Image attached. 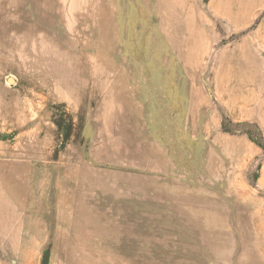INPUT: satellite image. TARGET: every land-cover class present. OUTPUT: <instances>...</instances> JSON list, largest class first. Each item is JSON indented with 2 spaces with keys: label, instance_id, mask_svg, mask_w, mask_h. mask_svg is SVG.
Segmentation results:
<instances>
[{
  "label": "rangeland",
  "instance_id": "374dc122",
  "mask_svg": "<svg viewBox=\"0 0 264 264\" xmlns=\"http://www.w3.org/2000/svg\"><path fill=\"white\" fill-rule=\"evenodd\" d=\"M212 1L98 0V9L84 15L96 18L92 30L99 31L94 44L98 49L67 53V58L78 59L83 55L82 59L87 62L82 63L86 66L22 68L15 66L17 61L13 54L0 53V65L4 64L0 66V92L5 105L17 102L27 107L29 104L31 109L41 108L50 113L55 125L60 121L65 124V115L68 124L71 123L70 117L76 115L78 107L84 125L78 137V156L82 155V147L85 150L93 134L96 143L100 138L113 143L114 134L119 130L129 128L130 124H140L139 128L152 135L151 145L155 147L148 148L151 153L146 152L147 155H154L159 144L164 142L165 150L174 147L179 155H175L177 161L181 159L184 167L192 168L196 179L191 180L189 189L196 194L191 196L194 199L191 202L197 205L198 218L200 211L205 209L203 206L208 205L213 214L228 221L229 230L250 221L263 225L264 66H259V62L258 67L249 63L245 66L236 61L237 72L244 75L241 77L244 83H239L234 75L225 83L212 81L213 75H224L216 54L222 48L233 47L235 39L257 28L264 15V0L253 13L252 20L242 27L243 19L239 16L244 12L240 1L246 5L249 0H214L211 4ZM18 2L16 20L0 19L7 30L4 37L0 36L1 50L12 24L27 23L33 18L43 23L47 19L45 6L48 4L35 0ZM49 6L52 16L59 14L56 0ZM2 14L7 17L12 12L5 10ZM218 23L222 24L221 30H218ZM237 28L240 32L232 33L233 36L222 42L225 33ZM32 117L22 120L20 116L19 121L29 123ZM200 125H205L206 129L202 130ZM56 129L57 126L52 130ZM13 132V129H3V135L10 136ZM166 141L171 146L165 144ZM145 142L132 140L133 144ZM94 147L96 145L92 144L91 154ZM138 150L140 155L145 153L142 147ZM116 169L127 171V178L130 177L132 183L144 185L145 190L152 178L156 179L155 171L131 166ZM129 188L133 193L127 200L145 203L147 198H143L134 184ZM36 246L35 264L179 263L137 258L64 259L74 254L56 252L52 244ZM93 246L89 244L82 255H107Z\"/></svg>",
  "mask_w": 264,
  "mask_h": 264
},
{
  "label": "crops",
  "instance_id": "0c3cea01",
  "mask_svg": "<svg viewBox=\"0 0 264 264\" xmlns=\"http://www.w3.org/2000/svg\"><path fill=\"white\" fill-rule=\"evenodd\" d=\"M35 2L48 4L47 19L43 23L33 18L27 23L12 24L0 53L13 54L15 66L22 68L86 66L83 55L75 59L67 58V53L98 49L94 44L99 31L92 30L96 18L84 16L90 15L89 10L98 9V0H56L60 9L53 16L49 6L52 0ZM260 2L249 0L244 5L240 1L244 12L239 16L243 19L241 27L252 20ZM18 7V0H0V19L16 20ZM5 10L12 14L5 17ZM0 24V36L4 37L7 30L3 28L5 24ZM221 26L218 23V30ZM240 28L225 33L222 42ZM232 45L216 54L224 75H213L215 84L228 82L233 75L239 83L245 82L241 79L244 75L237 72L236 61L245 66L249 63L258 67V62L264 66V15L256 29L235 39ZM224 67L229 68L224 71ZM75 112L71 123L65 115L63 121L67 124L60 121L55 125L50 113L41 108L31 109L29 104L27 107L17 102L5 105L0 92V264H35L36 245L40 244H52L56 252L74 254L64 259L264 264V224L250 221L229 230L228 221L213 214L208 205L203 206L198 218L197 205L191 202V196L196 194L189 189L191 180L196 178L191 167H184L181 159L177 161L174 147L165 150L161 142L154 155H147L151 153L148 148L154 147L152 135L139 128L140 124H130L131 128L124 127L114 134L113 143L100 137L96 143L93 134L94 139L88 140L85 150L81 145L82 155L78 156V137L84 125L78 107ZM20 116L22 120L33 117L23 123ZM55 126L57 131L52 130ZM200 127L206 129L205 125ZM3 129L14 132L3 135ZM133 138L146 142L133 144ZM92 144L96 147L91 154ZM165 144L171 146L169 141ZM139 147L144 154H139ZM127 166L155 171L156 179L152 178L145 190L144 185L127 178V171L116 169ZM133 184L147 198L145 203L127 200L133 193L129 188ZM89 244L107 255H82Z\"/></svg>",
  "mask_w": 264,
  "mask_h": 264
}]
</instances>
